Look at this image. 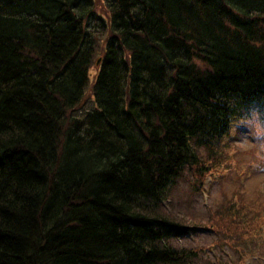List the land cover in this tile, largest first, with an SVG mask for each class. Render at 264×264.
Returning a JSON list of instances; mask_svg holds the SVG:
<instances>
[{"label":"trees","instance_id":"obj_1","mask_svg":"<svg viewBox=\"0 0 264 264\" xmlns=\"http://www.w3.org/2000/svg\"><path fill=\"white\" fill-rule=\"evenodd\" d=\"M102 4L0 0V264H194L165 197L264 98V0Z\"/></svg>","mask_w":264,"mask_h":264},{"label":"rangeland","instance_id":"obj_2","mask_svg":"<svg viewBox=\"0 0 264 264\" xmlns=\"http://www.w3.org/2000/svg\"><path fill=\"white\" fill-rule=\"evenodd\" d=\"M94 1L102 10V0ZM239 115L218 145L217 163L201 183L190 186L186 175L165 197V211L204 228L176 239L179 245L200 249L194 264H264V172L246 166L240 140L247 129L234 127Z\"/></svg>","mask_w":264,"mask_h":264},{"label":"clouds","instance_id":"obj_3","mask_svg":"<svg viewBox=\"0 0 264 264\" xmlns=\"http://www.w3.org/2000/svg\"><path fill=\"white\" fill-rule=\"evenodd\" d=\"M244 127L240 143L245 145L246 166L264 172V98L253 99L241 108L234 127Z\"/></svg>","mask_w":264,"mask_h":264},{"label":"water","instance_id":"obj_4","mask_svg":"<svg viewBox=\"0 0 264 264\" xmlns=\"http://www.w3.org/2000/svg\"><path fill=\"white\" fill-rule=\"evenodd\" d=\"M99 62V59H98V61H97V63Z\"/></svg>","mask_w":264,"mask_h":264}]
</instances>
